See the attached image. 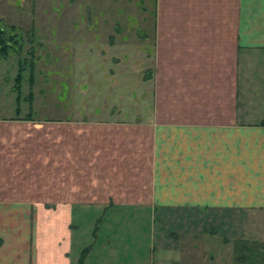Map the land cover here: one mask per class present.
Listing matches in <instances>:
<instances>
[{"label": "crops", "instance_id": "obj_1", "mask_svg": "<svg viewBox=\"0 0 264 264\" xmlns=\"http://www.w3.org/2000/svg\"><path fill=\"white\" fill-rule=\"evenodd\" d=\"M154 4L148 119L0 116V264H72L84 203L264 210V0Z\"/></svg>", "mask_w": 264, "mask_h": 264}, {"label": "rangeland", "instance_id": "obj_2", "mask_svg": "<svg viewBox=\"0 0 264 264\" xmlns=\"http://www.w3.org/2000/svg\"><path fill=\"white\" fill-rule=\"evenodd\" d=\"M6 1L1 24L16 25L20 36L0 61V116L114 114L132 121L153 113L154 0ZM84 204L89 208L71 225L72 264L90 243L86 264H264V210Z\"/></svg>", "mask_w": 264, "mask_h": 264}, {"label": "trees", "instance_id": "obj_3", "mask_svg": "<svg viewBox=\"0 0 264 264\" xmlns=\"http://www.w3.org/2000/svg\"><path fill=\"white\" fill-rule=\"evenodd\" d=\"M1 20H0V61L2 58L7 57L10 54V51L12 49L16 48V44L19 42V34L17 33V31H15L16 29V25L11 26V28H6L3 27L1 24ZM20 70H19V75L17 77L18 81L17 83L19 84L20 80H21V76L23 73V68H24V61L22 63H20ZM23 64V66H22ZM31 83H34V78L33 76H31L30 78ZM20 86V84L18 85V87ZM31 96L33 95V93L30 94ZM92 244V243H90ZM87 245L86 247L82 248L81 250V254L79 255V258L76 262V264H86V258L88 256V253L90 251L91 245Z\"/></svg>", "mask_w": 264, "mask_h": 264}]
</instances>
